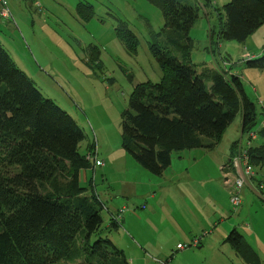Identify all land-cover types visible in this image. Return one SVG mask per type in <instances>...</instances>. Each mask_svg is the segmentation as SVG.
Here are the masks:
<instances>
[{"label": "rangeland", "instance_id": "rangeland-1", "mask_svg": "<svg viewBox=\"0 0 264 264\" xmlns=\"http://www.w3.org/2000/svg\"><path fill=\"white\" fill-rule=\"evenodd\" d=\"M211 1L209 7L202 1L204 7L190 31L191 62L199 72L216 69L241 80L257 110L251 133L258 138L251 140L250 134L243 133L239 113L218 143L204 138L205 147L173 152L171 165L162 175H153L139 165L121 143L122 114L129 108L134 88L147 81L158 83L162 77L149 50L154 35L164 26L160 9L147 0H40V6L26 0L27 7L15 16V33H7L1 45L41 95L67 112L83 130L80 151L86 153L94 146L93 158L104 162L81 173L83 186L92 179V190L104 205L103 231L107 233L111 218L126 216L129 211L121 213L123 207L138 213L134 222L122 219L120 227L106 234L130 264H226L228 257L237 262L240 256L229 235L236 230L251 244L252 231L264 233V201L248 191L242 195L245 181L242 204L235 210L230 203L232 185L226 184L230 178L224 173L239 148L249 150V140L252 148L264 145V70L248 64L264 52V25L243 42L223 41L215 9L230 0ZM80 4L93 8L92 18L79 15ZM122 25L137 38L136 52L118 39L116 29ZM254 160L249 157L250 162ZM250 165L254 176L248 180L259 181L264 200V189H260L264 162ZM230 167L235 169L234 178L242 176L241 163L231 162ZM178 174L189 176L192 189L199 191L198 207L193 191L181 181H173ZM226 198L229 206L225 208ZM147 219L158 233L150 232ZM196 219L201 222L195 223ZM222 224L227 232L219 238ZM205 232L212 234L206 238ZM201 238L206 239L205 248L199 247ZM257 245L264 246V237L254 239L253 246ZM133 255H139L134 262ZM161 255L165 257L159 258Z\"/></svg>", "mask_w": 264, "mask_h": 264}, {"label": "trees", "instance_id": "trees-1", "mask_svg": "<svg viewBox=\"0 0 264 264\" xmlns=\"http://www.w3.org/2000/svg\"><path fill=\"white\" fill-rule=\"evenodd\" d=\"M147 1L164 18L149 44L162 77L134 88L122 114L121 143L139 165L162 175L173 152L205 147L204 138L218 143L239 113L243 133L253 132L257 110L238 77L210 68L199 72L191 62L190 31L211 0ZM92 9L80 4L79 15L88 20ZM215 11L223 41L243 42L264 25V0H230ZM116 35L136 52L137 38L126 25ZM248 64L264 70V52ZM84 140L76 121L44 98L0 46V264H129L106 235L121 226V215L105 233L93 181L81 182V173L97 166L94 146L80 151ZM249 156L255 159L250 164L261 165L264 145L251 147ZM228 240L257 264L236 230Z\"/></svg>", "mask_w": 264, "mask_h": 264}, {"label": "crops", "instance_id": "crops-1", "mask_svg": "<svg viewBox=\"0 0 264 264\" xmlns=\"http://www.w3.org/2000/svg\"><path fill=\"white\" fill-rule=\"evenodd\" d=\"M25 1L26 0H11V1H9L8 2V4H7V6H8V8H9V10H10V12H11V14H12V17H13V19H5L4 17H2L1 15H0V46L3 44L2 42H4V39L5 38H7V33H15V29H16V27H17V23H16V18H15V16L18 14V10H21V9H23L24 7H27V5H26V3H25ZM29 2L30 1H32V0H28ZM34 2L36 3V2H38V3H40V0H34ZM0 8H1V5H0ZM3 48V47H2ZM248 54V53H247ZM253 57V56H252ZM258 137H257V135H256V139H257ZM236 152H234V154H235ZM236 155V154H235ZM231 158V155L229 156V159ZM234 158V157H233ZM229 159H228V162H229ZM228 162H226L225 164H223V165H221V168H223V167H225L227 164H228ZM231 162L232 161H230V165H231ZM106 164V163H105ZM230 165H229V167H228V169H227V172L225 171L224 173H226L228 176H229V178L230 179H234V177H235V171L230 167ZM263 167V166H262ZM221 173H222V171H221ZM222 177H224L223 176V174H222ZM187 179V180H186ZM186 180V181H185ZM173 181H181V184L182 185H187L188 186V190L189 191H193V194H192V192H190L191 193V195L193 196V199H194V201H195V204L197 205V207H198V198H199V191H194L193 189H192V181L190 180V178H189V176H186V175H183V174H178L177 175V177L176 178H174L173 179ZM248 182H247V187H245L244 189L245 190H243V193H242V195L244 196L245 195V191H248V192H250L253 196H255L258 200H260V198L262 199V201L261 202H263L264 200H263V198H262V195H263V193H261L260 191H259V188H258V184H259V181L256 179H252V180H247ZM183 190H184V188H183ZM224 193L227 195V193H226V191H224ZM153 197H154V195L153 196H151L150 197V199H153ZM229 202H227V198H226V201H225V208L226 207H228L229 206V204H228ZM216 205H217V208L219 209V208H221L220 210H221V212L222 213H226V211L223 209V207H221V205L219 204V203H216ZM145 206L143 205L141 208H144ZM121 208V207H120ZM129 212V214L127 213L126 214V216L124 217H122L121 219H120V221L122 220V219H124V221H128V222H130V223H132V222H134V218H133V216H136V215H138V213L134 210V211H132V210H128ZM131 213V214H130ZM117 217V216H116ZM141 217V216H140ZM113 218H111V220H112ZM116 219V218H115ZM151 219V218H150ZM114 221V220H113ZM115 222V221H114ZM149 222H150V220L149 219H147V221H146V226H147V228H149L150 229V232H152V233H158L159 232V230H157V229H151V225L149 224ZM201 222V220L200 219H196V222L195 223H200ZM225 224H222L220 227H222L223 228V233H221V235L219 236V238H223L224 237V235L226 234V232H227V230L226 229H224L225 227ZM228 228V227H227ZM238 227L237 226H235V229H237ZM257 229H259V228H257ZM155 230V231H154ZM205 233H207V232H205ZM212 233H207L206 234V238H209L210 237V235H211ZM260 236H262V237H264V233L262 232V233H260V231L259 230H256V231H252V233L249 235V238H250V240H251V244H249L250 245V247L252 248V250L257 254V256H258V258H257V260H258V262H257V264H264V246H253V241H254V239H257V238H259ZM194 238H196V237H194ZM200 238V237H199ZM198 238V239H199ZM197 239V238H196ZM193 240V239H192ZM206 240V239H205ZM205 240H203V238H201V240H200V246L199 247H203L204 246V248H205V245H206V243L207 242H205ZM180 244V243H179ZM238 254V253H237ZM239 256H240V260H238L237 262H234V260L232 259V258H230V257H228V259H227V262H226V264H251V263H248L247 261H245L242 257H241V255L240 254H238ZM147 256H148V252L147 251H145V253H144V259H146L147 258ZM161 257H165L164 255H161L159 258H161ZM139 258V255H136V256H134L133 255V257H131V259L133 260V262L135 261V260H137ZM127 259V258H126ZM127 261H128V263L130 264V262H129V260L127 259Z\"/></svg>", "mask_w": 264, "mask_h": 264}, {"label": "built area", "instance_id": "built-area-1", "mask_svg": "<svg viewBox=\"0 0 264 264\" xmlns=\"http://www.w3.org/2000/svg\"><path fill=\"white\" fill-rule=\"evenodd\" d=\"M11 0H0V15L2 17H4L5 19H13L12 14L7 6L8 2ZM37 6H40V3L36 2ZM250 139L254 140L256 139V135L254 133H250ZM247 146H249V149L251 148V141L249 140L247 143ZM249 150H244L241 148L238 149L237 154L234 156V158L232 159V162L234 163V165H237L239 163L242 164V176H239L237 178L234 179H227L226 180V184L228 185H232V191H231V196H230V203L233 206V208L235 210H237L241 204H242V200L240 198V193L242 191L243 185L246 184L247 180L252 178L254 176V172L252 170V167L250 165V161H249ZM92 160L95 162V165L97 166H102L104 165L103 161H100L96 158H92ZM234 171L235 169L232 168ZM246 181V182H245ZM260 189L263 190L264 186L262 184H260ZM128 209L126 207H123L121 209V213H123L124 211H127ZM197 241L194 242V244H196ZM185 247L184 246H179V249L183 250Z\"/></svg>", "mask_w": 264, "mask_h": 264}]
</instances>
